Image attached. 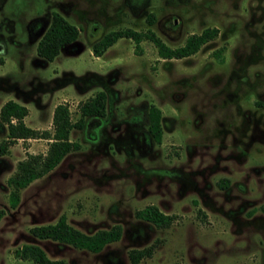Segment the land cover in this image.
Here are the masks:
<instances>
[{
    "label": "rangeland",
    "instance_id": "obj_1",
    "mask_svg": "<svg viewBox=\"0 0 264 264\" xmlns=\"http://www.w3.org/2000/svg\"><path fill=\"white\" fill-rule=\"evenodd\" d=\"M55 11L79 34L47 60L37 43ZM206 26L217 36L186 57L162 58L151 40L136 47L129 37L92 51L112 29H152L174 47ZM0 57V107L25 104L38 132L53 131L58 103L77 121L81 103L107 94L98 124L71 129L80 147L20 189L16 206L8 178L50 139L18 138L0 152V264H38L15 254L25 243L64 264H129L130 248L152 243L141 264H264V0H0ZM5 133L0 125V143ZM147 204L173 222L136 217ZM63 213L87 233L119 224L120 238L93 252L32 233Z\"/></svg>",
    "mask_w": 264,
    "mask_h": 264
},
{
    "label": "trees",
    "instance_id": "obj_2",
    "mask_svg": "<svg viewBox=\"0 0 264 264\" xmlns=\"http://www.w3.org/2000/svg\"><path fill=\"white\" fill-rule=\"evenodd\" d=\"M150 22L154 21L153 14L149 15ZM219 28L206 26L200 32L190 33L183 44L170 46L161 39L152 29L138 30L132 27L112 29L92 44L95 55H101L109 46L121 37H129L135 41L138 47L143 39L151 40L157 47L158 55L162 58H181L195 53L204 43L217 36ZM79 27L67 20L59 12H53L49 26L41 35L37 43V53L44 59L52 60L60 51L61 46L77 39ZM218 55V53H216ZM3 59L0 57V62ZM107 94L99 90L95 95L85 100L80 105V116L77 121L71 119L68 105L65 102L58 103L53 111V131L37 129L26 124L24 117L28 113V107L15 100L7 99L0 107V125L6 126L5 139L0 143V152L4 153L9 144L18 138L46 137L50 139L45 153H29L17 163V169L8 178L12 189L10 202L16 206L20 199V189L26 187L34 179L39 178L53 169L61 159L70 151L80 147V142L70 137L73 127H84L85 124H98L97 120L105 115ZM161 109L152 104L149 107V130L153 137L161 140ZM88 116V118H85ZM96 120V121H95ZM227 182V179H222ZM264 211V204L261 205ZM4 210L0 208V219ZM135 215L143 220L150 221L159 227L168 226L173 222V215L165 213L155 204H147L135 211ZM34 235L40 238H50L71 244L77 248L99 252L107 243L117 240L121 235V226L115 224L110 228H99L87 233L73 226L67 221L63 213L56 222L35 225L31 228ZM155 244L143 247H132L128 251L129 264H141V260L152 255ZM15 254L21 258H29L38 264H64L61 258H52L38 244L25 243L16 248Z\"/></svg>",
    "mask_w": 264,
    "mask_h": 264
},
{
    "label": "flooded vegetation",
    "instance_id": "obj_3",
    "mask_svg": "<svg viewBox=\"0 0 264 264\" xmlns=\"http://www.w3.org/2000/svg\"><path fill=\"white\" fill-rule=\"evenodd\" d=\"M44 24H45V23H42V24H41V23H38V24H37V25H39V26H38V29H39L40 32H41V30H43L42 27L44 26ZM216 27H217V26H216ZM218 32H219V31H218Z\"/></svg>",
    "mask_w": 264,
    "mask_h": 264
},
{
    "label": "crops",
    "instance_id": "obj_4",
    "mask_svg": "<svg viewBox=\"0 0 264 264\" xmlns=\"http://www.w3.org/2000/svg\"><path fill=\"white\" fill-rule=\"evenodd\" d=\"M97 56H99V55H97ZM16 100V99H15ZM18 101V100H17Z\"/></svg>",
    "mask_w": 264,
    "mask_h": 264
}]
</instances>
